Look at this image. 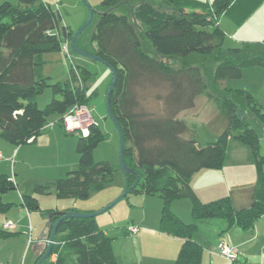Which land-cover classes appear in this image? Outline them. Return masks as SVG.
Listing matches in <instances>:
<instances>
[{
    "label": "trees",
    "instance_id": "trees-1",
    "mask_svg": "<svg viewBox=\"0 0 264 264\" xmlns=\"http://www.w3.org/2000/svg\"><path fill=\"white\" fill-rule=\"evenodd\" d=\"M263 1H100L90 42L92 53L114 71L109 110L124 138L123 162L133 171L124 175L126 188H131V193L162 199L159 230L182 239L174 264H201L203 247L193 240L201 220H224L225 231L234 226L243 230L254 227L264 215V157L257 133L238 116L232 100L226 96L213 99L204 92L197 66L170 67L163 57L204 58L221 52L224 32L219 25L220 16L228 15L239 26ZM121 5L131 7V18L115 14ZM141 34L154 55L146 51ZM72 37V32L61 26V16L50 3L17 0L15 5L7 1L0 4V139L19 147L48 133L51 124L63 129V117L75 105H86L95 96V91L87 94L86 82L92 73L86 69L75 67L80 81L74 68L69 70L73 85L68 81L48 84V77L41 73L44 55L61 51L65 41L69 53L76 55L71 47ZM240 53L239 48L228 49L214 69L213 83L244 98L264 128L263 105L251 93L225 86L228 81L241 79L247 68L264 69V55L238 58ZM46 88L51 90L52 99L40 109L37 98ZM203 93L207 100H214L225 121L214 142H198L194 125L179 118L183 111L194 107L195 98ZM53 116L56 123L49 120ZM104 136L96 122L87 137L79 135L77 169L68 171L64 178L37 184L32 195L22 197L21 205L28 211L35 210L39 195L83 201L109 184L115 168L107 162H94L92 156ZM230 140L249 148L256 170L252 201L247 208H235L229 196L201 202L191 187L197 172L223 168ZM15 187L12 178L0 175V214L12 206L2 201V195ZM181 199L190 203L191 223H184L170 210L171 203ZM40 211L49 217L50 234L58 222L50 255L41 264H119L111 240L93 217L66 216L78 213L73 208ZM46 249L47 246L35 264Z\"/></svg>",
    "mask_w": 264,
    "mask_h": 264
},
{
    "label": "rangeland",
    "instance_id": "rangeland-1",
    "mask_svg": "<svg viewBox=\"0 0 264 264\" xmlns=\"http://www.w3.org/2000/svg\"><path fill=\"white\" fill-rule=\"evenodd\" d=\"M40 1L43 3L48 2L53 6V8L58 10L59 15L61 16V26L67 27L69 31L72 32L73 36L77 34V32L80 31L86 24L91 10L93 12V20L91 24L85 27L77 36L76 47L82 53L93 54V47L90 42V38L98 19L101 0ZM197 1L206 3L207 0ZM211 1L212 0H209V2ZM114 12L117 15H126L131 18V10L126 8L116 9ZM218 21L224 32L221 52H216L214 55L208 57L206 56L204 58H199L196 55H191L186 59L169 56L163 57V61L170 67L197 66L200 71L202 84L204 85L203 91L210 94L213 99L219 96H226L233 101L237 107L238 116L245 123H248L257 133L260 139V153L264 157V128L251 114L247 108L244 98L235 95L233 92H225L217 88L213 83L214 69L228 49H241V53L238 58H249L255 55H264V1L250 15L245 25L241 27H237L233 20L226 14L220 16ZM141 36L148 54L154 55L149 42L143 34H141ZM44 60L45 63L42 67L41 73L45 77H48V84L56 82L64 83L65 81H68L70 85H73L74 79L69 78V70L71 68L79 67L80 69H86L92 73V76L86 82L87 94L94 91L96 94L87 102L86 105L96 124L105 135L103 141H101L93 151V161L107 162L115 168V172L113 180L109 184L105 185V187L92 193L87 200L75 201L72 199H58L54 196H50L45 197V208L41 209L57 210L58 212H61L66 209L73 208L79 211H93L91 213L99 212L111 202L116 200L123 193L126 186L125 176L119 167V135L114 124L107 117L106 110V93L111 83V70L100 62L81 57L77 54L72 55L69 53V56H65L62 51L46 54L44 55ZM263 72L264 69L261 68H247L243 70L241 79L228 81L225 86L229 90L238 89L251 93L253 97H258L257 99H259V102L264 107ZM204 94L205 93H203V95ZM203 95L195 98L196 103L194 108L185 112L186 114L183 115L185 118L183 116L182 117L186 119L189 124L194 125L195 137L198 142H214L219 135L218 131L225 124V121L222 114L217 110L214 100L209 101L205 95ZM51 99V90L46 88L37 98L38 107L43 109L45 105L51 101ZM192 114H194V116H192ZM49 120L50 122L56 123V117L54 116ZM52 126V132L45 133L50 139V148L46 159L38 161L35 160V162H32L31 167H23L25 174L28 175H49L52 180H49L48 182L64 178L68 171L75 170L78 166L76 143L79 133H66L59 125L55 124V126ZM13 168L14 162L10 164V170H13ZM16 169H22L20 163H17ZM242 172L244 173V179L248 180L249 178L245 167L242 168ZM10 176H13L11 172ZM13 193H15V190L10 191L8 195H12ZM144 196L145 195L129 192L112 208L94 217L98 228L105 232L107 237L111 240L113 255L118 257V259L126 261L127 264H139L142 257L144 259L143 264H147L149 260L151 261H149L148 264H154L153 261L157 256L158 251L155 252L154 249H156V247L158 249V244L155 242L148 244V248L152 250L149 251L148 249H145V245H138V243H136L137 241L130 242L129 240H125V238L131 240L133 238L135 239L132 235H137L131 234L130 232L129 234L127 232L126 228L129 225L135 224L134 227L138 229L143 227L144 230L158 226V231L160 232L158 220L161 215L163 201L159 197L150 196H145L146 199L144 200L146 201H143V198H145ZM183 202L189 201L186 199L175 200L170 205V210L174 214L175 212L178 213V215H175L182 221L184 219L183 215L185 214V211L186 214H188L187 208L182 205ZM14 209L15 207L11 208V210ZM189 216H191L190 211ZM142 218H145L146 223L139 224V219ZM214 229L215 228L211 227L210 233H212ZM225 235V233L221 234V236ZM215 239H217V236ZM0 242L4 241L2 240ZM24 243V240L16 239L0 243V264H14V262L17 261L18 255L22 251ZM232 249L234 250V248ZM148 252H152L154 256L151 257V255H147ZM26 253L27 249L25 254ZM237 253L241 254V252L238 251ZM27 254V258L29 259L30 253ZM212 254L220 256L224 260L230 262V264L235 263L233 260H228L220 254L218 241L216 242V240L211 252L203 251L202 258L204 260V264H210L212 256L209 255ZM252 255L250 263L257 264L259 260L257 255ZM237 259L238 258L236 257V260ZM6 260L9 262H6ZM241 262L243 263V260Z\"/></svg>",
    "mask_w": 264,
    "mask_h": 264
},
{
    "label": "crops",
    "instance_id": "crops-1",
    "mask_svg": "<svg viewBox=\"0 0 264 264\" xmlns=\"http://www.w3.org/2000/svg\"><path fill=\"white\" fill-rule=\"evenodd\" d=\"M5 1L12 4L17 3V0H0V4ZM206 3H210L209 0H207ZM121 8L131 10V7L127 5H121L116 9L118 10ZM249 17L237 27L245 25ZM257 100L259 101V99ZM195 103L196 102L194 101V105ZM185 112H188V110L183 111L179 115V118L184 121H186V119H184L185 117L183 116L184 114H186ZM192 116H194V114H192ZM224 126L225 124L218 131L219 134L222 132ZM52 130L53 126H51L49 132L51 133ZM49 144L50 139L47 134H43L37 137L35 141H31L28 144L19 147H15L0 139V153L2 154V160L0 161V175L9 176L10 178H12L16 185L15 193H13L12 195H8V193L2 195V201L12 204L11 208L15 207V209L11 210L10 208L6 213L0 214V232L8 233V235L6 236L0 235V241L3 240L5 242L14 239L25 241L22 251L18 255L17 261L14 262V264H35L36 260L44 252L49 241V217L44 216L40 210H44L41 208H45V197L54 195L37 196L38 206L33 211H28L24 206L21 205L22 197L24 195H32L34 187L37 184L47 183L49 180H52L49 175L34 176L25 174L23 168L25 166L31 167L32 162H35V160L38 161L46 159V156L49 152L48 150L50 148ZM13 162L14 168L13 170H10V164H12ZM17 163H20L22 169H16ZM244 167L248 174V180L244 179V173L242 172V168ZM10 172L13 174L12 177L10 176ZM255 183L256 173L249 148L238 143L235 140H230L228 142L225 161L221 171L201 170L193 175L191 179V187L201 202L207 203L225 196H229L234 207L237 209L247 208L250 206ZM144 199H146V197L143 198V201H146ZM182 205L188 210V214H186L185 211V214L183 215V221L185 223H191L192 218H190L191 216H189L190 203L183 202ZM76 211L80 213L93 212L86 210ZM175 214L178 215V213L176 212ZM7 222H11L13 224L12 229H4V224H6ZM143 223H146L145 218L139 219V224ZM134 225L127 226L126 230L128 233V227ZM211 227L215 228L212 233H210ZM225 229L226 223L224 220H201L197 224V229L193 234V240L203 247L204 252H211L215 240L216 242L218 241V244L219 242H225L229 247L234 248L236 253L237 251L241 252V254L237 253L238 259L234 261V264H251L250 260H252V254L257 255V258L259 259L257 264H264V215L255 223L254 227L250 230H243L235 226L229 231H225ZM223 233H225L226 235L221 236V234ZM136 236L132 235V237H135V239L133 238L131 240L125 238V240H129L130 242L137 241L136 243H138V245H145V249H148L149 251H152L150 248H148L149 243L155 242L156 244H158V249L157 247L156 249H154L155 252L158 251L157 256L155 257V260L151 258L152 260H154V264H173L182 243V239L180 238L171 237L159 232L158 226L147 228V230H144L143 227H140L139 232ZM216 236L217 239H215ZM26 249L27 253H30L29 259L27 258L28 254H25ZM147 255H151V257L154 256L152 252H148ZM209 256H212L210 264H230V262L224 260L220 256H216L215 254ZM114 257L119 264H127L126 261L118 259V257L116 256ZM54 260L55 257L52 256L51 261ZM242 260L243 263L241 262ZM203 261L204 260L202 258L201 264H204ZM6 262L9 261L6 260ZM143 263L144 259L142 257L139 264Z\"/></svg>",
    "mask_w": 264,
    "mask_h": 264
},
{
    "label": "water",
    "instance_id": "water-1",
    "mask_svg": "<svg viewBox=\"0 0 264 264\" xmlns=\"http://www.w3.org/2000/svg\"><path fill=\"white\" fill-rule=\"evenodd\" d=\"M92 20H93V12L90 10L89 17H88V20H87L86 24L82 27V29L80 31L77 32V34H75L72 37V39H71V47H72V50H73V52L75 54H77V55H79L81 57H85V58L100 62V63L104 64L105 66H107L111 70V73L113 75V79L111 80V83H110V85H109V87L107 89V93H106L107 116L112 121V123L114 124V126H115V128H116V130L118 132V135H119V140H120V146H119V167H120V169H121V171H122V173L124 175L132 174L133 171L130 170L129 168H127L126 165L123 162L124 138H123L122 132L120 130V127L116 123L115 119L112 117V115L110 113V110H109V95H110V93L112 91V88L114 86V71L106 63H104L101 59H99L95 54L82 53L76 47L77 36L81 33V31L85 27H87L89 24H91ZM137 180H138V178H137ZM130 190H131V188H125L123 193L116 200L111 202L108 206H106L104 209L100 210L99 212H96V213H68L66 216L75 217V218H87V217H93L94 218L97 215L104 213L105 211L109 210L114 205H116L125 195H127L130 192ZM57 225H58V222L55 224L54 228L52 229L50 237H49V241H48V244H47V249H46L45 253L43 254V256L40 258V260L37 262V264H41L50 255L51 248H52V245H53V242H54V237H55Z\"/></svg>",
    "mask_w": 264,
    "mask_h": 264
},
{
    "label": "built area",
    "instance_id": "built-area-1",
    "mask_svg": "<svg viewBox=\"0 0 264 264\" xmlns=\"http://www.w3.org/2000/svg\"><path fill=\"white\" fill-rule=\"evenodd\" d=\"M61 51L65 56H69V48L68 43L65 41L62 44ZM73 72L76 75V78L80 81L79 75L74 68ZM95 124V120L93 119L92 115L90 114V110L88 109L87 105H75L71 111L63 117L62 120V127L65 132L68 133H76L78 132L79 135L82 137H87L89 133V128ZM52 126V124H51ZM2 160V154L0 153V161ZM13 224L11 222H7L4 224V229H12ZM128 231L131 234H138L139 229L130 226L128 227ZM218 247L220 249V254L228 260H236L237 253L229 247L225 242H219Z\"/></svg>",
    "mask_w": 264,
    "mask_h": 264
}]
</instances>
